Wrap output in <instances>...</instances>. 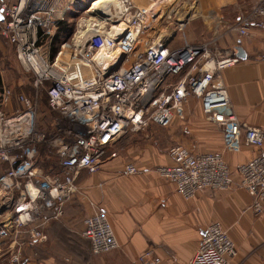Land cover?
<instances>
[{"label":"built area","instance_id":"built-area-1","mask_svg":"<svg viewBox=\"0 0 264 264\" xmlns=\"http://www.w3.org/2000/svg\"><path fill=\"white\" fill-rule=\"evenodd\" d=\"M57 0H0V37L15 49L23 69L32 74L35 91H46L47 107L53 114L51 133L38 130L36 99L14 95L4 87L0 97V164L7 169L0 177L2 190L20 191L14 208L12 227L25 229L27 245L47 241L39 223L43 212L54 210L49 219L63 216L65 204L77 192L75 185L82 171H99L109 147L125 133H139L151 125L168 128L181 116L190 99L199 102L205 119L222 131L225 146L239 149L241 124L229 101L222 72L239 62L236 51L222 53L209 44L169 49L162 41L150 40L136 53L148 25V12L133 0H116L107 19H81L68 43L54 59L49 44L57 22L65 17L67 6L51 5ZM71 4L73 0H70ZM90 15V16H89ZM240 37H249V28H264V0L239 21ZM113 48L107 63L97 66L94 58L105 48ZM18 108L6 110L11 99ZM243 143L262 150L264 133L245 127ZM44 144L54 150L60 171L42 174L36 170L37 147ZM169 155L172 166H159L156 174L170 181L185 200L198 192H228L235 188L250 197L249 209L264 211V151L238 167L235 181L220 152L194 154L181 144H174ZM138 170L129 165L126 175ZM81 237L93 255L119 248L105 213L95 211L84 217ZM9 229L0 225V239H7ZM21 243L11 255L10 264H23ZM234 244L219 223H210L189 264H229L235 256ZM146 264H160V259L145 253Z\"/></svg>","mask_w":264,"mask_h":264},{"label":"crops","instance_id":"crops-1","mask_svg":"<svg viewBox=\"0 0 264 264\" xmlns=\"http://www.w3.org/2000/svg\"><path fill=\"white\" fill-rule=\"evenodd\" d=\"M92 1L50 3L68 5L64 17L70 10L88 8L92 17L99 18L89 12ZM133 1L148 12L147 29L136 53L150 40L162 41L169 49L209 44L222 53L234 50L237 55V48L243 51L245 60L239 59L222 72L232 109L242 125L239 149L226 148L221 129L203 117L198 101L190 99L168 128L151 125L144 130L145 135L125 133L109 147L97 173L80 172L75 182L77 192L65 204L63 216L53 220L49 217L54 210L42 213L39 223H44V245H27L25 229L12 227L20 191L0 187V225L10 232L7 239H0V264H10L21 243L25 244L21 248L23 264H146L140 259L147 252L159 258L160 264H189L204 229L215 222L234 244L236 254L229 264H264V211L256 214L249 209L250 197L245 190L201 191L185 200L172 182L155 172L159 166L173 165L169 150L181 144L194 154L222 153L237 181L238 167L264 151L244 145L242 135L245 127L264 133V28L250 27L248 38L237 32L239 21L259 0H165V10L162 0ZM164 18L165 30L161 24ZM17 108L18 103L11 99L6 110ZM129 165L138 173L126 175ZM6 169L0 164V177ZM36 170L49 174L38 166ZM95 211L105 213L119 244L115 251L93 255L81 237L84 217Z\"/></svg>","mask_w":264,"mask_h":264},{"label":"rangeland","instance_id":"rangeland-1","mask_svg":"<svg viewBox=\"0 0 264 264\" xmlns=\"http://www.w3.org/2000/svg\"><path fill=\"white\" fill-rule=\"evenodd\" d=\"M162 1H163L162 9L164 8L165 10V0H162ZM87 18L88 17L85 14V10H84V11L78 12V14L73 17V20H68L69 25L71 27L70 32H72V34L70 35V38H66L68 39V42L70 41L69 39H71L74 32L76 31L77 22L80 21L81 19H87ZM161 24L163 26V29L165 30V18ZM163 45H165V43ZM99 59H100L99 60L100 62L101 61L105 62L106 60L103 56H99ZM0 78H1L2 85L11 88L13 90L14 95L23 94V95L33 97L34 99H36L37 104H38V112H39V116L37 120L38 122L37 128L41 132L51 133L52 132L51 123L53 120V114L49 112L47 109V98H46V94L44 90L39 89L35 91V89L33 90L31 88V84L33 80L32 74L26 72L23 69V67L19 64L16 58V52H15L14 47L5 43V41L1 37H0ZM146 131L144 132L142 131V133L140 132L137 134L145 135ZM45 155L48 160L43 162L42 165L44 166V168L45 169H50V168L56 169L57 167L55 166L56 165L55 161H57V157L55 155L54 150L47 146L45 150ZM38 157H39V154L37 153L36 163H35L36 166H37V161L39 159Z\"/></svg>","mask_w":264,"mask_h":264},{"label":"trees","instance_id":"trees-1","mask_svg":"<svg viewBox=\"0 0 264 264\" xmlns=\"http://www.w3.org/2000/svg\"><path fill=\"white\" fill-rule=\"evenodd\" d=\"M84 10H85V8L82 9V10L77 9V11H84ZM70 13H71V15H70ZM68 14L62 21L57 22V25H56V28H55V32H54V36L51 39V42L49 44V57H50L51 60L54 59V57L57 55L60 47L63 44L68 42V39H66V38H70V35L72 34V32H70L71 31V27L69 25V21L68 20H73V17L75 15H77L78 12H76V10H75V12L70 10V12ZM31 88L34 90L32 84H31ZM42 90H44V89H42ZM1 92H2V82H1V78H0V94H1ZM44 92L46 94L45 90H44ZM47 109H48V107H47ZM48 111H49V109H48ZM46 148H47V146L44 145V144H41V145L38 146L37 151H38V154H39V157H38L39 159L37 161V166L39 168H41L44 173H58L60 171L58 159H57V161H55V163H56L55 166L57 167L56 169H51V168L50 169H45L44 166L42 165L44 161L48 160L46 158V155H45ZM56 220H58V219H56Z\"/></svg>","mask_w":264,"mask_h":264},{"label":"bare ground","instance_id":"bare-ground-1","mask_svg":"<svg viewBox=\"0 0 264 264\" xmlns=\"http://www.w3.org/2000/svg\"><path fill=\"white\" fill-rule=\"evenodd\" d=\"M89 12L93 14V16L99 17L101 19H107L109 17H112V13L108 11L110 7H117V1L116 0H93L91 2ZM113 48H105L102 51H100L96 57L94 58L95 63L97 66L104 65L107 63V59L113 54L112 53ZM99 56H103L106 60L105 62H100Z\"/></svg>","mask_w":264,"mask_h":264},{"label":"water","instance_id":"water-1","mask_svg":"<svg viewBox=\"0 0 264 264\" xmlns=\"http://www.w3.org/2000/svg\"><path fill=\"white\" fill-rule=\"evenodd\" d=\"M0 19H2V16L0 14ZM237 57L241 60H245L246 56L243 53V51L240 48H237Z\"/></svg>","mask_w":264,"mask_h":264}]
</instances>
